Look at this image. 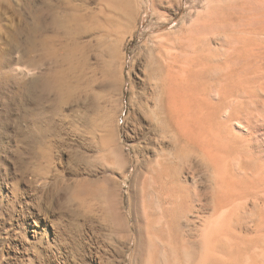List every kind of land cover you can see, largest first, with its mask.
<instances>
[{
  "label": "rangeland",
  "instance_id": "1",
  "mask_svg": "<svg viewBox=\"0 0 264 264\" xmlns=\"http://www.w3.org/2000/svg\"><path fill=\"white\" fill-rule=\"evenodd\" d=\"M42 2L0 0V119L8 123L0 128L4 143H13V131L25 125L12 109L24 106L26 86L51 64H43L40 52L27 55ZM132 6L127 15L112 8V40L100 43V53L95 50L92 59L97 66L106 60L104 47L112 49L114 70L122 81L113 96L118 118L107 124L113 143L122 150L121 168L112 157L96 152L95 181L75 188L85 175L77 176V165L70 160L73 149L56 148L48 180L56 173L71 184L67 199L61 200L67 213L61 215L59 204L50 202L53 209L46 202L47 212L42 210L36 220L22 216L20 204L10 214L0 207V264H264V0H134ZM217 12L222 14L219 37L211 26L197 32L202 22L212 21L209 13ZM196 35L203 38L198 45L206 47L203 60L199 51H192ZM159 44L173 46L178 72L189 60L193 74L203 65L206 69V104L212 107L203 123L193 106L187 155L180 144L172 149L175 142L164 139L162 132L150 131L151 118L135 104L144 88L143 67ZM66 59L71 90L65 96L73 98V54ZM218 89L224 101L216 115L208 111L217 110ZM96 97L104 100L99 90ZM67 108L64 121L56 122L68 127ZM71 133L69 138L74 137ZM5 155L0 158V202L2 195L14 199V156ZM26 188L21 181L19 191ZM22 201L32 207L33 198L31 203ZM72 219L81 229L67 230Z\"/></svg>",
  "mask_w": 264,
  "mask_h": 264
},
{
  "label": "bare ground",
  "instance_id": "2",
  "mask_svg": "<svg viewBox=\"0 0 264 264\" xmlns=\"http://www.w3.org/2000/svg\"><path fill=\"white\" fill-rule=\"evenodd\" d=\"M133 1L43 0L39 9L40 14L37 17L38 25L30 29L32 37L28 41L27 55L40 52L43 64L49 62L51 64L43 75L33 79L26 86L23 96L25 101L24 106L16 112L12 109L13 113L18 114V121L25 123V125L20 124L21 126H17L18 128H15L16 131H13L15 132V139L12 140L13 143L10 141L8 142L9 144L4 143V138L0 140V158L1 155H10V152H12L15 161L14 168L16 174L14 178L15 182L12 185L14 199L10 200L8 195H2L0 202L1 209L7 211L9 214L14 212L15 207L20 204L19 212L22 216L23 214L31 215L36 219L42 210H46L45 212H47V209L44 208L46 202L48 205L52 202L54 207H57L59 204L56 210H60L61 215L67 213L61 200H64L70 193L71 184H66L65 177L62 178L60 177L62 175L54 173L56 170L53 171L54 174H52L51 181L48 180L50 177H48V174L52 169L54 150L58 147L73 149V153H71L73 158L70 160L72 164L77 165V176L78 178H80L79 176H86H84L83 180H78L75 188L95 181L93 178L95 176L93 174L94 164L92 163V158L96 152H100L105 159L112 157V160L121 168L123 164L122 150L113 143V138L107 129V124L118 118L116 116L118 114L117 101L113 96L118 94L122 89V81L118 77L119 74H116L114 70L115 62L113 60L112 49L104 47L106 48V51H103L106 60L103 59V62L98 61L97 66L96 63L92 62V59L96 56L95 50H98L96 47L103 41L107 42L113 35L112 8H119L123 14L130 7L135 6H132ZM215 11V9L212 10V12ZM116 12L118 13V10ZM219 13H209L212 21L207 19V21L202 22L197 27V32H201L202 29L211 26L214 28V36L219 37L222 33V14L220 15ZM124 15L127 14L125 13ZM120 29H122L121 26ZM199 35L201 36V34ZM199 35H196V41L194 38L195 42L193 41L192 43V51H199L200 59L203 60V50H206V47L204 44L198 45L203 40ZM159 45L158 48L156 46L157 49L153 48L154 50L151 51L149 60L147 59L146 65L143 67L145 76L143 81L144 88L138 95L135 104L140 109H138L140 112L141 110L144 111L142 115L145 112L148 114V117L146 116L148 121L149 117L151 118L148 124L150 131H153V133L157 131L158 135H160L159 132H162L164 139H171L175 142V147L171 146L173 147L172 149H175L176 145L180 144L182 151H185L186 154L191 143V124L193 115H195L192 110L193 106L195 105L199 112V114L198 112L196 113L198 115L196 118H201L200 121L202 122L207 110H209L207 108L212 107V105L207 107L206 104L208 92L205 88L206 82L203 76L206 69L203 65L201 70L193 74L192 67L194 63L189 58V62H186L178 72L176 70V62L178 63L179 61L171 52L174 50L173 46V49L170 48V50L168 47L166 48L162 45L159 47ZM69 54H73L75 65V74L72 81L73 98L65 96V93L71 90V85L69 84L71 80L68 81L69 77L66 73L67 67L69 68L70 66L67 61L68 58L66 59ZM194 62L200 61L195 59ZM32 65L35 67L37 64L32 63ZM205 66L208 67L206 64ZM214 67L217 69L220 68V65L218 64ZM164 69L167 71L165 76L162 75V70L163 74H165ZM98 74H101V80L97 83L99 80H97ZM217 76L219 78L222 75ZM215 79L217 78L215 77ZM228 79H230L232 84L234 83L230 75ZM219 82L221 81L219 80ZM97 90L103 94L104 100L102 102L97 100ZM217 92L220 102L213 107V109L217 110L208 111L211 114L216 113V115L219 113L221 102L224 101L222 89H218ZM71 99L73 100L70 102ZM66 108L71 111V123H68V127L65 122H56V118L64 121L61 116H63L64 111H68ZM7 125L8 123L5 122L4 124V121L0 119V128L4 127L5 129ZM199 125L201 124L199 123ZM70 131L74 133L73 138L68 137L72 134ZM159 138H156L155 141H158ZM155 145L154 147H156ZM11 147H14V149H11ZM151 148L154 149L153 147ZM138 151L140 153V150ZM72 155L70 156L72 157ZM5 156L2 157L5 159ZM157 162L159 163V161ZM5 174L10 175L8 171ZM29 174H31L32 179L26 178ZM72 174L74 173L72 172ZM23 180L27 188L23 192H20L19 185ZM22 198L25 200L28 198L30 203L33 198L34 204L32 202V207L27 206L28 203L27 205L23 204ZM51 199L52 201H50ZM48 205L46 204V207ZM51 205L49 206L54 209ZM29 218L31 217L29 216ZM72 220V222L66 225L68 231L78 228V225L74 223L76 220ZM72 244L76 245V243ZM78 246L80 247V245Z\"/></svg>",
  "mask_w": 264,
  "mask_h": 264
}]
</instances>
